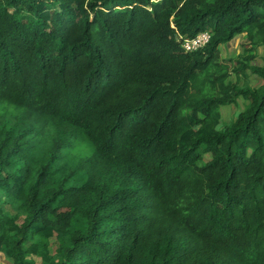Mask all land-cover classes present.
Listing matches in <instances>:
<instances>
[{
	"label": "trees",
	"instance_id": "16d2710c",
	"mask_svg": "<svg viewBox=\"0 0 264 264\" xmlns=\"http://www.w3.org/2000/svg\"><path fill=\"white\" fill-rule=\"evenodd\" d=\"M205 29L201 48L177 40ZM260 45L264 0H0L11 264H264ZM76 140L87 155L64 150Z\"/></svg>",
	"mask_w": 264,
	"mask_h": 264
},
{
	"label": "rangeland",
	"instance_id": "374dc122",
	"mask_svg": "<svg viewBox=\"0 0 264 264\" xmlns=\"http://www.w3.org/2000/svg\"><path fill=\"white\" fill-rule=\"evenodd\" d=\"M244 34L236 35L232 40H230V44L228 42L223 44L220 47V59L225 60L231 65V67L236 66L238 64V59H240L241 53L243 52V42H246ZM255 59L264 64V45L258 46L255 51ZM242 77L239 80V83L242 84L246 82L250 85H257L261 80L258 75L252 73L249 68H244L240 71ZM228 80L234 81L236 80V74L234 71L230 73V76L227 77ZM245 100L242 97L237 98L236 105L230 103L222 106V115L219 127H223L224 125L231 122L237 111L244 107ZM65 151L70 150L71 153L78 154L81 156H85L90 152L89 147L83 142L76 140L74 145L68 146L64 148ZM209 155L206 154L205 158H208ZM0 206L3 207L4 211L7 213H14L15 209L10 205V203H3L0 201ZM35 258V257H34ZM11 259V258H10ZM38 261V259H35ZM4 264H6L4 262Z\"/></svg>",
	"mask_w": 264,
	"mask_h": 264
},
{
	"label": "built area",
	"instance_id": "2783aa9c",
	"mask_svg": "<svg viewBox=\"0 0 264 264\" xmlns=\"http://www.w3.org/2000/svg\"><path fill=\"white\" fill-rule=\"evenodd\" d=\"M210 35V30L205 29L202 31H198L193 36H183L181 34H178L177 40L184 50L189 51L203 47L208 42Z\"/></svg>",
	"mask_w": 264,
	"mask_h": 264
},
{
	"label": "crops",
	"instance_id": "0c3cea01",
	"mask_svg": "<svg viewBox=\"0 0 264 264\" xmlns=\"http://www.w3.org/2000/svg\"><path fill=\"white\" fill-rule=\"evenodd\" d=\"M232 39H233V38H232ZM232 39H230V40H232ZM230 40L227 41V42H228V45L231 43ZM229 42H230V43H229ZM225 43H226V42L221 43L220 47H221L223 44H225ZM4 262H5L6 264H11V259H10V257L7 256L6 253H4L2 250H0V263H3V264H4Z\"/></svg>",
	"mask_w": 264,
	"mask_h": 264
}]
</instances>
